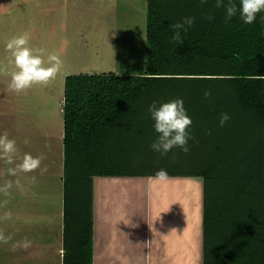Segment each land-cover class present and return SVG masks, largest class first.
<instances>
[{
  "label": "trees",
  "instance_id": "obj_1",
  "mask_svg": "<svg viewBox=\"0 0 264 264\" xmlns=\"http://www.w3.org/2000/svg\"><path fill=\"white\" fill-rule=\"evenodd\" d=\"M146 38L145 72L65 77L62 264L92 262V175L122 174L202 176L204 264L231 255L234 264H264V0H148ZM197 96L202 111L193 121L171 113ZM202 116L218 122V139L208 144L201 129L190 141L221 159L191 158L186 131L171 127ZM71 182L83 183L86 197L73 232ZM222 187L232 188L226 199Z\"/></svg>",
  "mask_w": 264,
  "mask_h": 264
},
{
  "label": "crops",
  "instance_id": "obj_2",
  "mask_svg": "<svg viewBox=\"0 0 264 264\" xmlns=\"http://www.w3.org/2000/svg\"><path fill=\"white\" fill-rule=\"evenodd\" d=\"M3 94L0 106L11 100ZM60 105L62 129L45 141L23 129L16 111L0 110V264H62L63 97ZM91 178V264H204L202 176ZM225 262L234 264V255Z\"/></svg>",
  "mask_w": 264,
  "mask_h": 264
},
{
  "label": "rangeland",
  "instance_id": "obj_3",
  "mask_svg": "<svg viewBox=\"0 0 264 264\" xmlns=\"http://www.w3.org/2000/svg\"><path fill=\"white\" fill-rule=\"evenodd\" d=\"M147 4L148 0H0V94L4 92V96H9L12 93L11 100H4L0 110L16 111L22 127L25 126L23 129L36 131L45 141L50 130L57 129L58 118L62 120L60 104L68 74L145 72ZM30 78L37 84H29ZM188 98L193 101L189 103L183 99L185 105L171 113L193 121V112L202 111L198 106L200 97ZM227 109L232 112V108ZM214 119L202 116L196 124L171 125L174 129L186 131L180 137L188 142L187 154L191 158L203 154L205 147H209L205 142L190 141L193 131L204 129L210 145L218 139V132H215L219 124ZM240 122L239 119L220 121L221 124L227 123L226 126ZM154 123L156 126L161 124L155 118ZM58 128L62 129V126ZM206 153V159H221L217 153ZM227 168L223 166L222 176ZM228 182L229 179L225 184ZM70 185L69 200L76 204L70 212L68 225L69 231L73 232L78 225L76 219L83 214L81 204H85L86 197L82 191L83 183L80 189L73 182ZM221 189V197L226 199L223 191L232 188ZM211 191L209 193H214L216 188ZM248 213L247 208L245 219ZM50 261L44 260L43 264H50Z\"/></svg>",
  "mask_w": 264,
  "mask_h": 264
}]
</instances>
